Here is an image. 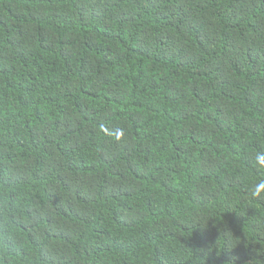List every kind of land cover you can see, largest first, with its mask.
<instances>
[{
	"label": "trees",
	"instance_id": "1",
	"mask_svg": "<svg viewBox=\"0 0 264 264\" xmlns=\"http://www.w3.org/2000/svg\"><path fill=\"white\" fill-rule=\"evenodd\" d=\"M264 0H0V264H264Z\"/></svg>",
	"mask_w": 264,
	"mask_h": 264
},
{
	"label": "clouds",
	"instance_id": "2",
	"mask_svg": "<svg viewBox=\"0 0 264 264\" xmlns=\"http://www.w3.org/2000/svg\"><path fill=\"white\" fill-rule=\"evenodd\" d=\"M257 161H258V163L264 165V154H258L257 155ZM260 187H264V184L260 185L257 188H254V190H253L254 195H257V196L260 195V190H259Z\"/></svg>",
	"mask_w": 264,
	"mask_h": 264
}]
</instances>
